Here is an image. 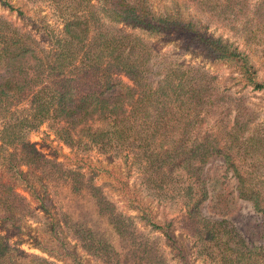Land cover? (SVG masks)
I'll list each match as a JSON object with an SVG mask.
<instances>
[{"label": "trees", "instance_id": "16d2710c", "mask_svg": "<svg viewBox=\"0 0 264 264\" xmlns=\"http://www.w3.org/2000/svg\"><path fill=\"white\" fill-rule=\"evenodd\" d=\"M46 1L56 6L60 28L46 31L45 45L0 16L1 225L17 229L28 213L15 188L21 185L40 212L55 214L48 222L52 249L45 251L53 258L74 260L64 242L70 239L100 264H166L157 239L138 232L133 218L91 177L45 158L26 140L29 129L46 123L64 144L129 159L149 197L181 202L185 229L210 261L264 264L262 247L248 245L225 220L204 218L198 209L208 198L202 167L219 157L235 181L236 197L264 216V125L241 97L220 90L214 76L169 53L157 54L142 35L172 36L184 48L232 66L253 91L264 90L247 54L206 32L208 24L220 25L246 46L260 47L264 63V0H187L200 18L159 13L149 0ZM0 5L15 11L6 0ZM22 103L25 110L19 111ZM116 181L125 209L162 231L137 193ZM56 187L87 197L112 240L69 222L51 192ZM162 235L173 257L189 264L187 251ZM0 264L52 262L0 236Z\"/></svg>", "mask_w": 264, "mask_h": 264}, {"label": "rangeland", "instance_id": "374dc122", "mask_svg": "<svg viewBox=\"0 0 264 264\" xmlns=\"http://www.w3.org/2000/svg\"><path fill=\"white\" fill-rule=\"evenodd\" d=\"M15 9L9 12L0 5V16L8 20L21 30L29 32L40 43H47V30L60 28V17L54 4L46 0H6ZM154 10L159 13L178 14L183 18L200 16L195 8L187 0H149ZM200 18V17H198ZM125 28L123 25H120ZM206 32L214 37H221L235 44L243 50L249 61L256 69L258 81L264 82V63L260 56V47L256 45L246 46L241 40L216 24H208ZM148 38L155 52L169 53L183 66L199 67L216 79L220 90H225L233 97H241L245 105L251 108L258 116V125H264V90L253 91L239 78L237 71L230 65L214 62L201 53L184 48L182 41L172 36L154 37L142 34ZM125 83V79H120ZM16 109L25 110V103ZM97 126L92 124V128ZM74 139V135H72ZM26 140L32 143L47 159L63 164L64 167L75 169L84 177H91L93 182L100 186L105 196L122 212L130 215L136 229L150 238H156L163 252L166 264H180L172 255L171 249L166 244L162 231L169 234L179 248L187 251L189 264H216L210 261L205 254L199 251L184 225L185 210L179 201H160L149 197L140 183L136 168L131 165L129 159L108 153H100L94 148H78L73 142L64 144L57 138L52 129L46 123H40L29 129ZM124 155V154H123ZM200 177L208 191V198L199 204L198 209L202 217L210 220H225L249 245H255L264 249V216L254 212L247 201L236 197L234 192L235 181L230 174L224 172V165L219 157L210 158L202 167ZM125 182L126 186L137 193L142 204L147 207L153 216V221L163 230H151L147 225L137 219L135 212L125 209L121 195L117 191L119 183ZM16 191L23 196L27 203L28 213L17 221V229H6L0 223V236L8 237L10 241L27 253H31L46 259L52 264H100L98 261L82 251L76 242L66 239V249L73 253L74 260L69 257L53 258V254H47L51 248L49 239V224L54 212L42 213L34 204L32 197L21 185H16ZM56 194L57 204H61V210L66 212L69 222H79L89 228L92 233L102 239L111 241L110 233L104 222L99 220L92 209L87 197L65 195L63 189L52 188ZM64 196V197H62ZM53 214V215H52ZM61 226V225H60ZM62 228V226H61ZM65 233L61 232L63 236ZM39 245V246H38ZM43 247V250L40 249ZM46 249V250H45Z\"/></svg>", "mask_w": 264, "mask_h": 264}]
</instances>
